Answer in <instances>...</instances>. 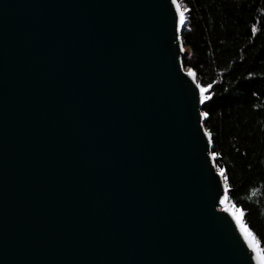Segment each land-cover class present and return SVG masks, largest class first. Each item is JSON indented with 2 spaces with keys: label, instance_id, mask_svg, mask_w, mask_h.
I'll list each match as a JSON object with an SVG mask.
<instances>
[{
  "label": "water",
  "instance_id": "95a60500",
  "mask_svg": "<svg viewBox=\"0 0 264 264\" xmlns=\"http://www.w3.org/2000/svg\"><path fill=\"white\" fill-rule=\"evenodd\" d=\"M181 13L0 0V264H257L223 209Z\"/></svg>",
  "mask_w": 264,
  "mask_h": 264
},
{
  "label": "trees",
  "instance_id": "16d2710c",
  "mask_svg": "<svg viewBox=\"0 0 264 264\" xmlns=\"http://www.w3.org/2000/svg\"><path fill=\"white\" fill-rule=\"evenodd\" d=\"M227 204L264 249V0H177Z\"/></svg>",
  "mask_w": 264,
  "mask_h": 264
},
{
  "label": "snow or ice",
  "instance_id": "6c2138e0",
  "mask_svg": "<svg viewBox=\"0 0 264 264\" xmlns=\"http://www.w3.org/2000/svg\"><path fill=\"white\" fill-rule=\"evenodd\" d=\"M176 3V0H173V4ZM179 23H183V14L181 13L180 15V21ZM204 89H201V101L203 102V100L205 99L203 93H204ZM201 115H204V113H202ZM221 203H223V200L221 201ZM227 211V209H225ZM232 216L233 219L236 221L238 227H240L241 230V234L244 237V240L246 241L249 249L252 251L253 255V259H255L257 261V264H264V249H261L259 244L257 243V241L255 240V238L252 236V233L249 232L247 230V228H245L240 221V217L239 215L233 211L232 212Z\"/></svg>",
  "mask_w": 264,
  "mask_h": 264
},
{
  "label": "rangeland",
  "instance_id": "374dc122",
  "mask_svg": "<svg viewBox=\"0 0 264 264\" xmlns=\"http://www.w3.org/2000/svg\"><path fill=\"white\" fill-rule=\"evenodd\" d=\"M223 209H227V210L231 211V208H230V206L227 203L223 206ZM239 217H240V215H239Z\"/></svg>",
  "mask_w": 264,
  "mask_h": 264
}]
</instances>
